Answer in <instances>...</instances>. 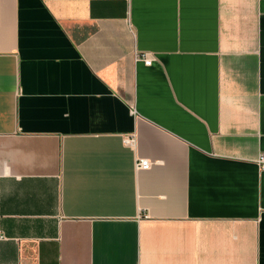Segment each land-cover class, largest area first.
Wrapping results in <instances>:
<instances>
[{
    "label": "crops",
    "instance_id": "1",
    "mask_svg": "<svg viewBox=\"0 0 264 264\" xmlns=\"http://www.w3.org/2000/svg\"><path fill=\"white\" fill-rule=\"evenodd\" d=\"M260 153L264 0H0V264H264Z\"/></svg>",
    "mask_w": 264,
    "mask_h": 264
},
{
    "label": "built area",
    "instance_id": "2",
    "mask_svg": "<svg viewBox=\"0 0 264 264\" xmlns=\"http://www.w3.org/2000/svg\"><path fill=\"white\" fill-rule=\"evenodd\" d=\"M137 58L139 60H142L144 64L150 65L152 62V56L147 52H140L137 55ZM125 142L128 144L134 143V136H129L125 139ZM257 163L259 165L260 170H264V153H260L257 158ZM151 161L147 158H139L135 161V167L136 168H142L147 169L151 166ZM145 216V215H144Z\"/></svg>",
    "mask_w": 264,
    "mask_h": 264
}]
</instances>
